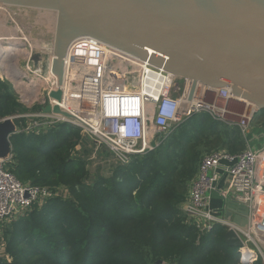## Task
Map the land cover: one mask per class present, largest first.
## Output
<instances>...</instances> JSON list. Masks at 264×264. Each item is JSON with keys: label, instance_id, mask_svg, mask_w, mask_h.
<instances>
[{"label": "trees", "instance_id": "trees-1", "mask_svg": "<svg viewBox=\"0 0 264 264\" xmlns=\"http://www.w3.org/2000/svg\"><path fill=\"white\" fill-rule=\"evenodd\" d=\"M11 89L0 81V120L28 111ZM257 118L264 128V112H257L251 124ZM15 124L20 129L24 121ZM223 125L195 115L153 152L133 157L126 166L116 162L109 175L89 170L94 148L73 125L14 135L8 167L16 179L53 193L66 187L69 198L54 196L6 224L0 264H238L239 249L226 244V228L201 233L181 211L203 156L196 148L222 146L215 150L231 154L245 148L239 129Z\"/></svg>", "mask_w": 264, "mask_h": 264}, {"label": "built area", "instance_id": "built-area-1", "mask_svg": "<svg viewBox=\"0 0 264 264\" xmlns=\"http://www.w3.org/2000/svg\"><path fill=\"white\" fill-rule=\"evenodd\" d=\"M12 43L2 45L27 53L18 57L17 64L19 59L25 60L26 74L21 81L32 92L26 93L28 97L19 94L20 103L28 111L11 116L24 121L17 134L39 135L58 124H70L79 128L83 136L95 140L123 166L133 157L153 152L177 127L198 114L238 128L244 141L250 138L249 128L257 109L234 97L229 87L215 89L200 83L193 87L152 63L88 36L69 43L62 59V83L58 86L52 72L53 40L43 54L30 47L25 50L24 44ZM3 59L11 64L12 51ZM30 73L31 78L27 77ZM2 75L9 80L8 73ZM57 91L61 93L59 101L49 96ZM35 94L40 96L34 102L38 109L30 110L32 104L27 98ZM65 105L74 107L75 114ZM54 106L72 118L43 112L45 107ZM261 153L247 147L237 154L215 150L201 156L181 204L182 213L199 232H210L215 226L237 232L243 242L238 264L258 260L264 264V183L258 180ZM11 159H0V229L10 220L24 217L33 205H42L57 196V191L53 193L49 188L17 180L8 167ZM214 194L221 200L217 209L213 206ZM229 201L249 209L246 231L225 219Z\"/></svg>", "mask_w": 264, "mask_h": 264}, {"label": "water", "instance_id": "water-1", "mask_svg": "<svg viewBox=\"0 0 264 264\" xmlns=\"http://www.w3.org/2000/svg\"><path fill=\"white\" fill-rule=\"evenodd\" d=\"M6 7L54 14L52 72L63 77V56L71 41L88 36L126 51L193 87H229L234 97L264 112V0H0ZM59 101V91L49 94ZM68 119L57 106L45 107ZM18 133L13 117L0 120V159L12 158ZM225 219L248 229L249 209L227 202ZM229 247H243L229 229ZM162 264V262H157Z\"/></svg>", "mask_w": 264, "mask_h": 264}, {"label": "rangeland", "instance_id": "rangeland-1", "mask_svg": "<svg viewBox=\"0 0 264 264\" xmlns=\"http://www.w3.org/2000/svg\"><path fill=\"white\" fill-rule=\"evenodd\" d=\"M1 10L3 11V12L0 11V18L2 20L1 21L2 25L4 27L7 25V29L9 28L11 30L12 29L16 30L18 39H20V42L25 45L24 46L25 50H27L28 47H30L32 49L39 50L34 41L39 42V45H46V46L52 42V40H53L52 39V37H53L52 31L48 30L46 28V25L39 23L37 21L39 12L43 13L45 11L33 10V9H23V8L18 9L16 7H6V6H3L1 8ZM5 21L7 24H5ZM0 33H2V30H0ZM0 38L4 39L3 36ZM7 39L12 40V38H7ZM3 42L5 43V41H3ZM24 54H25V52H24ZM1 58L3 59V57H1ZM3 63L4 62H2V64ZM25 66H26L25 60L23 58L19 59L18 64H17V68H18V70H20V74H22L23 76L26 74V73H24ZM1 73L2 72L0 69V74ZM23 76L21 77V80H22ZM28 76H29V78H31L30 77L31 73L27 74V77ZM0 81H7V80L4 79V77L0 76ZM7 83L11 86V88H12L11 90L13 91L14 97L20 103L19 94L21 91H19L16 87H15V89H16L15 90L13 87L15 85H13L12 83H10L8 81H7ZM38 97H40V96H38ZM34 102H36V99L31 102L32 106H31L30 110H34L35 108L38 107V105ZM20 104H22V103H20ZM259 122H261V121L258 118L254 120V122L251 124V126L249 128L250 132L255 133L257 135L263 133V135H264V128H262L261 126H257V125H260ZM84 138L87 139L86 142H88V147H89V145H91L94 148V150L91 151V153L89 155V159H88L89 170L91 172H93V174L95 172H96V174L98 172H100L101 175L102 174L103 175H109V173L112 171V168L114 167V164H116L117 161L114 159L113 156L109 155L103 147H101L97 143H95V140L91 139L88 136H84ZM175 141H176V137H174V139H173V142H175ZM244 145H245L244 149H246L247 147H250L253 150H256L258 152H262L264 149V136L259 137V139H254V138L250 139L249 138L248 140H245ZM81 147L76 148L77 154L80 153V151L82 149ZM174 147L177 150V152L180 154L181 148L177 145H174ZM187 148H188V151L193 150L192 145H188ZM217 148H226V147H222V146L214 147L213 146V147H210L208 150L205 149L204 147H200V148H196V149L200 150V153H199V157H200L201 155L211 153L212 151H214ZM100 154L101 155L105 154L106 158L103 156L100 157L101 156ZM263 154H264V152H263ZM56 194L63 199L69 198V190L66 187L59 188L57 190ZM14 221H16V220H10L6 226H9L11 224V222H14ZM6 226L4 225L1 228V233H0V258H4V256H5V245H4V240H3V232L5 231Z\"/></svg>", "mask_w": 264, "mask_h": 264}, {"label": "bare ground", "instance_id": "bare-ground-1", "mask_svg": "<svg viewBox=\"0 0 264 264\" xmlns=\"http://www.w3.org/2000/svg\"><path fill=\"white\" fill-rule=\"evenodd\" d=\"M3 6L0 4V9L2 8ZM3 12V11H2ZM38 20V22L39 23H42V24H44V25H46V28L48 29V30H50V31H52V33H54V30H55V22H56V19H55V16H54V14L53 13H51V12H43V13H40L39 12V14H38V18H37ZM2 20H1V18H0V30H2V33H0V37H4V40H10V39H7V38H14L15 37V32H16V30L14 29H6L3 25H2V22H1ZM86 40H88V41H90L91 39H86ZM35 42V44H36V46H37V48L39 49V50H36V49H33V50H36V51H39L40 53H45L46 51H47V48L49 49V46L48 47H46V45H39V42H37V41H34ZM10 45H13V44H10ZM50 49H52V48H50ZM53 49H54V46H53ZM43 51V52H42ZM0 52L2 53V52H4L5 53V55L7 56V57H9V50H7L5 47H3V49L2 50H0ZM0 53V54H1ZM17 55H15L14 57H13V59H12V64L10 65L9 63V61H7V63L9 64V66H7L6 65V62H5V59H2L1 61L2 62H4L3 64H2V62L0 61V69H1V72H5V73H8V75L10 76V78L12 79V77H16V82L13 80V82L15 83V85L17 86V88H18V90L21 88V87H23L22 88V91L23 92H25V94L26 93H32L28 88H26V86H24L23 85V83H22V81H21V77L23 76L22 74H20V70H18V68H17V60H18V57H20V56H26L27 55V53L25 52V54H24V51H21V50H19L17 53H16ZM54 54V53H53ZM52 54H50V59H52ZM3 58H4V56H3ZM5 64V65H4ZM10 67V68H9ZM11 67H13L12 68V70H11ZM11 71V72H10ZM11 73H13V74H11ZM6 76V75H5ZM12 76V77H11ZM55 76V75H54ZM55 79L57 80V85L58 86H60L61 85V83L59 84V80H58V77L57 76H55ZM41 82H44V83H46V81H41ZM65 86V85H64ZM66 88V87H65ZM26 97V96H25ZM28 97V96H27ZM37 97H38V94H35L32 98H27L28 99V101L29 102H32L33 100H35V99H37ZM63 105V104H62ZM64 108H66L69 112H71V113H73V114H75V112H76V109L74 108V107H70V108H68V107H66V105L64 106ZM258 180H259V182H264V154L263 155H260V158H259V164H258Z\"/></svg>", "mask_w": 264, "mask_h": 264}, {"label": "crops", "instance_id": "crops-1", "mask_svg": "<svg viewBox=\"0 0 264 264\" xmlns=\"http://www.w3.org/2000/svg\"><path fill=\"white\" fill-rule=\"evenodd\" d=\"M9 23V22H8ZM5 24H7L6 23V21H5ZM5 28L7 29V25L5 26ZM9 29V28H8ZM3 41H5V42H9V44H13L12 42H14L15 44H18V45H22V43L20 42V39H18V37H17V33L15 32V37L14 38H12V40H4L3 38H0V50H2L3 49V45L2 44H5ZM17 49V51H15L13 48H11V49H7V50H9L10 52L12 51V54H13V57L15 56V55H17L16 53L19 51V48H16ZM10 52H9V54L8 55H10ZM1 53V52H0ZM6 57V55H5V53L4 52H2L1 54H0V61L2 60L1 59V57ZM2 62V61H1ZM5 62H6V65H7V61L5 60ZM10 62V61H9ZM12 64V63H11ZM7 66H9V65H7ZM10 68V67H9ZM11 72V71H10ZM3 73V72H2ZM2 73L0 74V76H2V77H4L5 75H2ZM11 74H13V73H11ZM12 77V76H11ZM9 80H7L8 82H10L11 80H10V78H8ZM15 81L16 82V77H12V81ZM15 84V83H14ZM16 86V85H15ZM16 88H17V86H16ZM22 88L23 87H21L20 89H19V91H21V93L23 94V96H26V94H25V92H23L22 91ZM18 89V88H17ZM27 97V96H26ZM28 100V99H27ZM254 136L253 138L254 139H259V137H261V136H264L263 135V133L262 134H259V135H257V134H254V133H251L250 132V136ZM252 139V138H251ZM263 152H264V149H263V151H262V153L260 154V155H263ZM260 158V157H259ZM260 183H264V182H260ZM221 205V200L219 199V197L216 195V194H214L213 195V206H214V208L215 209H217L219 206Z\"/></svg>", "mask_w": 264, "mask_h": 264}]
</instances>
